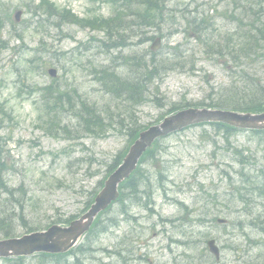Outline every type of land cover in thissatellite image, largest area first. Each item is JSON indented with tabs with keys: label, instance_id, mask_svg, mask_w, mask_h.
I'll return each instance as SVG.
<instances>
[{
	"label": "rangeland",
	"instance_id": "374dc122",
	"mask_svg": "<svg viewBox=\"0 0 264 264\" xmlns=\"http://www.w3.org/2000/svg\"><path fill=\"white\" fill-rule=\"evenodd\" d=\"M39 1L0 0V14L5 22V38L8 39L10 30L13 34L18 32V38L13 34L9 38L10 48L0 52V138L4 141V157L9 165L4 178L14 191L19 188L24 191V193L16 191L15 194L20 195L19 201L23 205L25 224L43 229L45 225L58 218L65 219L68 216L82 214L88 198L99 191V181L104 178L109 162L128 145L125 134L127 129L117 124L120 118L130 121L134 117L139 126L153 124L159 122L162 115L168 114L173 104L208 101L209 97L217 95L214 90L228 82L232 75L229 71L231 67L223 68V62L228 61L227 65L231 66L236 58H232L231 62L229 58L224 57V60L218 62L216 56L206 57L203 48L209 53L212 50L204 43L198 44L193 38L191 33L194 32V23L201 18L206 20V23L200 24L202 30L199 34L203 33L202 37L206 43L210 41L208 46L215 48L218 43L223 45L231 43L236 39V34L241 32L242 28L248 27L249 23L244 26L237 23L239 20L230 17L238 16L240 10L236 7L239 4L243 5L246 0H158L163 14L156 15V22L160 28L149 26L146 29L149 33L161 32L164 36L161 49L155 55L162 57L164 53L169 54L168 51L171 52L169 46L177 42L181 44L179 49L188 51L185 52L184 60L177 61L181 66L162 72V78L152 81L150 89L146 90L148 97L146 102L141 105L131 103L128 107L121 103L120 95L115 96L101 88L99 82L94 79L92 65L105 67L109 64L116 67L122 61L117 58L119 55H133L142 52L143 49L147 50L146 47L149 48L151 42L137 44L135 41L138 37L134 35L129 40H132L131 43L134 45H128L126 48L116 47L115 50L110 48V51L106 52L99 41L104 40L105 30L91 29L75 22L65 23L56 28L53 23L57 18L46 16L42 9H39L41 13H35L32 17L30 9L37 8ZM48 1L54 6H59L60 11L61 8L69 9L78 19L96 13L100 16H110L113 13L112 4L107 0ZM119 4L122 6L123 1L120 0ZM18 9L22 11L21 20L14 22L11 17L13 11ZM133 20L126 17L119 23L126 26ZM229 33H232L230 40L227 38ZM166 44L167 49L163 47ZM257 55L253 61L252 72L253 75L264 77V57ZM239 62L237 59L235 63ZM48 67L56 69L55 77L47 74ZM116 69L115 73L120 76L128 72L126 66H117ZM233 71L232 76L236 75V71L239 73L238 70ZM52 82L61 89L69 91L74 89L83 100L87 99L89 103L92 102L102 110L100 118L103 121L116 123L115 127L108 126L106 134L83 133L77 124L78 108L74 106L76 110H73V114L70 112L63 114L67 129H58L53 125L48 132L46 129L48 117L43 113V108L51 103L41 96L40 90L31 89H38ZM162 143L163 151L159 150L161 152L157 155L158 162L154 164L149 159L142 164L153 185L155 209L144 210L134 206L130 210L133 218L122 221L117 215V207L120 204L114 203L103 217L114 216L119 220V224L101 235L95 246H103L110 251L115 247L128 249L122 252L127 256L130 254L129 251L136 247L140 248V252H147L150 245L152 250H148L147 256L150 261H142L139 264H185L187 259L185 252H182L186 248H191L192 244L184 248L168 240L170 235L175 239H183L178 234L181 228H185L189 240L193 243L195 240L196 245L198 244L191 251L194 262L196 255H203L204 245L202 246L197 236L202 226L192 215H188L191 218L189 227L183 226L180 220V225L174 228L164 222V218L183 216L179 203L189 208L194 207L195 215L200 213L202 217H208L209 213L216 210L214 205L207 203L210 201H207V193L213 195L215 191L219 197H227L221 193L228 188V180L235 178V169L244 168L246 172L252 170V161H257L259 165L261 155H264V143L257 144L251 141L246 132H237L226 141L221 132H216L210 126L180 130L165 137ZM234 146L239 147L243 155L234 154ZM246 148H249V151L245 150ZM246 155L254 156L251 162L244 163L243 157ZM158 172L163 173V176L160 177ZM158 181H162L163 188H166L170 193L168 195H173L174 198L170 199L159 193L162 185ZM4 196L6 195L1 198ZM257 202L249 203L248 208H242L238 204L240 210L237 213L248 217L254 213L259 214L256 211L259 206ZM216 205L220 211V213L217 211L218 216L230 220L236 218L237 213L232 211L234 205L230 202L227 203L229 207L219 201ZM263 205L260 204V211H263ZM15 210L21 211L19 207H15ZM260 214L264 218V212ZM185 222L188 223V220ZM15 225L19 227L20 233L26 230L18 219ZM208 226L212 228L213 234L222 235L219 241L216 239L221 257L215 264H243L251 258L264 264V248L256 243L257 236L252 229L244 227L242 231L234 226L232 228V225L212 227L211 222H208ZM83 241L84 237L80 238L76 247ZM168 242L171 243L170 249L165 248ZM154 244L158 245L159 250ZM231 246H236L237 249ZM136 252L134 251V254ZM76 253L82 264H122L116 261L118 260L116 255H108L104 250ZM130 257H133L132 253ZM27 259L28 264L39 262L36 258ZM62 260L64 261L62 264H72L74 257L69 256ZM0 264L9 263L0 258ZM129 264L135 262L130 260Z\"/></svg>",
	"mask_w": 264,
	"mask_h": 264
},
{
	"label": "trees",
	"instance_id": "16d2710c",
	"mask_svg": "<svg viewBox=\"0 0 264 264\" xmlns=\"http://www.w3.org/2000/svg\"><path fill=\"white\" fill-rule=\"evenodd\" d=\"M112 1L120 2V0ZM122 1L123 4L128 5V3H131L132 5L125 7L124 12L123 9L119 10V5L115 6V12L113 15L114 17L110 18L111 21H103L104 25L101 22L96 24L94 20L92 23L89 22V24H94L93 26L106 27V32L108 33L110 38L113 40L114 38H116L113 43V47H115L116 44H118L119 46H127V44H129L128 41L130 37H133L134 35L136 37H139L137 43L146 42V40L154 38L153 35H148L144 30L149 26H153L154 28L160 27L158 26V23H155V21L157 19V14L163 15L161 10V3L158 0ZM42 5H45L48 14L53 13L52 4L49 1L43 0ZM236 8L240 10L238 16L230 15V17L235 20H239L237 21V23H241L244 26L248 23L249 24L248 27H245L246 29L242 28L241 32L236 34V39L232 40L231 43L229 42L228 44L226 43L224 45L218 43L216 48L215 46H208V44H210V41L206 43V41L202 37L203 33L199 34V32L202 30L200 24L206 23V20L204 18H201L199 21H196L194 23L195 28L193 35L198 43H204L207 48L212 50V52L209 53L208 50L206 51V49L203 48L206 55L207 53H209L208 57L212 58L213 56H216L218 57V62L224 60V57L229 58L231 62L232 58H236V60L232 62L231 66L227 65L228 61L223 62V68L231 67L230 69H228L232 75L234 74L233 70H238L239 75L237 74V71L235 76L231 75L226 84H221L216 90H214V93H216L217 95H215L213 98L209 97L208 101H198L197 103L187 102L182 104L175 103L170 109L171 112H174L180 108H186L187 106L198 105L208 108H224L243 113L246 111H264V77L257 76L256 74L253 75L252 72L253 61L256 57H258L257 54H260L261 57H264V20L262 21V16L264 14V0H246L243 5L239 4ZM35 12L36 10L32 12V15ZM124 17H129L134 20L132 23H128L127 25L125 24L126 26H124L119 23V21L125 19ZM245 19H247L248 22L245 21ZM1 25L2 20L0 19V49L8 46L7 41L3 39ZM231 34L232 33H229V35L227 36L229 40L232 39ZM179 46H181L180 43L173 45L169 48L171 52L168 51L169 54L164 53L162 57L156 56L155 54H157V52H151L146 49H144L142 52L134 53L133 55L130 54L127 56H123L121 59L123 61L122 66L131 68L132 71L135 72V75H137L135 77L139 79H130L128 81L123 79L118 73H115V71L106 69L101 71L102 74L99 75L98 79L105 85V90H107V92L109 91L115 96L126 93L127 101H132L134 105L146 102L148 100L146 90L148 91L150 89V86L153 83L152 81L154 79L162 77L163 73H165L167 70L174 68L175 66H181V64H177V61L184 60L183 57L185 56V52L188 51V49H179ZM242 55L244 56L243 59ZM237 59H239L240 61L239 64L235 63ZM100 78L104 79L101 80ZM138 82L140 83V85ZM222 85L224 86L222 87ZM130 90L136 91L138 97L133 98L131 95H128V92ZM42 95L45 100L50 102V105H52L51 107L50 105L45 106V108L50 107L46 111L48 113L52 111L51 116L56 119L52 120V117H50L49 121H51V124H53L54 122L55 126L62 128L63 125L60 126V120H57L58 117H60L61 112L63 111L62 107L64 106V104H68L69 106L74 104V106L77 107V105H80L79 108H82L81 110L78 108V115L80 120L79 126L83 130L88 131V133L90 134H96L97 132L99 133L105 131L104 126L106 125V123L103 121V119L100 118L101 109L99 110V108L95 104H92L91 102L89 103L86 100L82 101L80 99L78 101H75V98L72 97L70 99L68 94H65L66 97H68V101L63 100L61 98V92L59 91V89H55L54 87H52V85L43 87ZM124 120L125 118H120L117 124L128 129L130 140L134 139V137L137 136L138 132L141 131L142 128L146 127L142 126L141 128H138L137 125H134L136 124V120H132L131 124L124 123ZM199 125L210 126L218 131L223 132L224 136L227 137V140L229 136L233 135L234 132L238 130L234 127L232 128L228 125H225L224 123L221 124L215 122L199 123L198 125L193 126ZM248 133L250 135L251 141H254L257 144L264 143V130H249ZM159 142L160 140L155 141L154 144L146 150V152L143 154V157L140 159L141 163L148 157V159L153 160L152 162L154 163L155 161H158L156 158L158 152L154 151V148L159 144ZM245 150L249 151V148H246ZM123 154L124 152H120L112 158L105 176L117 165V163L121 160ZM252 157L254 156L246 155V157H243L245 158L244 163L251 162ZM261 158L262 159L259 165H257V161H252L253 168L252 170H247V173L245 172L244 168L236 170L235 178L229 181L230 183L228 193L229 195L235 194V197L229 199L231 202H233V205L239 204L242 206V208H248L250 207L249 203H253L255 201H258L257 204L259 206L260 204H264V155H261ZM6 169V161L2 157V146H0V239L19 237L23 232L28 233L32 232V230L38 229V227H34L33 225L28 226L25 224L23 205L19 201L20 195L18 196L15 194L16 191H22L23 193L24 191L21 188L14 191L8 185V181L4 178V172ZM243 175H246L247 179L244 180ZM144 176L147 177L149 175L145 171L143 172V170L138 168L131 174L129 178L125 179L122 182V184L120 185L122 191L120 192V195L118 197V201L120 203H122L123 200L132 201L133 199L138 198L136 197L134 192L139 189V184L144 183L140 181V179H142V177ZM102 181L103 180L99 181V184H101ZM4 194L6 196H4V198H1ZM94 194L95 192L92 194V196ZM92 196L89 198L85 208H87L89 203L92 202ZM259 206L256 211L260 214V212H264V205L263 211H260L261 207ZM15 207L20 208V215L19 212L15 210ZM259 214L254 213L253 215H249V217H240L236 225L237 228L242 229L244 226H249V224H252L251 228L257 230L256 234L258 237V241L260 242L262 240L264 243V218L261 216V214ZM17 215H19V220L22 225L26 227V230L21 233L18 231L19 227L15 225ZM70 219L71 217H67L66 219H62L60 221L66 223ZM95 222L96 223H94V225L89 229L88 239L90 238V236L92 238V235H96L97 232H101V230H104L105 228V226H103L98 229L100 221L98 220ZM94 237L95 236H93V238ZM262 247L264 248V245ZM71 253H73V251H71ZM34 256L40 258L41 261L50 257H54L56 259H48V261L56 260L57 263V257H59L60 255L53 256L47 253H39ZM8 261L12 264H25V259L23 257L11 258L8 259Z\"/></svg>",
	"mask_w": 264,
	"mask_h": 264
},
{
	"label": "water",
	"instance_id": "95a60500",
	"mask_svg": "<svg viewBox=\"0 0 264 264\" xmlns=\"http://www.w3.org/2000/svg\"><path fill=\"white\" fill-rule=\"evenodd\" d=\"M20 13V11L15 12V20H19ZM49 72L54 74L53 69H49ZM203 120L224 121L230 125L243 128H264V113L256 115L245 113L242 115L222 110L187 108V110H181L174 115L167 116L163 122L142 131L135 143L131 145L129 153L123 158L121 166L112 172L110 177L105 181V185L95 197V202L90 206L88 212L81 215L77 220L71 221L69 226L66 227L55 225L42 233L33 232L29 235H23L20 239L0 240V256L28 254L35 250L43 252L66 251L76 242L78 236L89 228L92 219L100 209H103L112 199H115L118 194L117 183L129 176L128 174L136 166L138 157L153 142L154 137L165 135L168 131L176 130L188 125V123ZM209 247L211 251L218 254L212 241L209 242Z\"/></svg>",
	"mask_w": 264,
	"mask_h": 264
},
{
	"label": "bare ground",
	"instance_id": "6f19581e",
	"mask_svg": "<svg viewBox=\"0 0 264 264\" xmlns=\"http://www.w3.org/2000/svg\"><path fill=\"white\" fill-rule=\"evenodd\" d=\"M246 21V20H245ZM248 22V21H247ZM127 73L124 75V76H121L123 79H125V80H130V79H139V78H136L135 76H137V75H135V72L134 71H132V69L131 68H127ZM139 83V82H138ZM139 85H140V83H139ZM137 90V89H136ZM128 95H131L133 98H137L138 97V95H137V92L136 91H132V90H130L129 92H128ZM120 97H122V99L120 100L121 101V103H125L126 104V106H128V107H130V104L132 103V101H127V95H126V93H122L121 95H120ZM80 107V105H77V108H79ZM80 110L82 109V108H79ZM101 112H102V110H101ZM133 120H135V118L133 119ZM105 128H107V125H105L104 126ZM83 131V133H88V131H86V130H82ZM103 133L104 134H106V132L105 131H103ZM88 134H90V133H88ZM163 141H160L159 142V144L154 148V151H157L158 153H157V155L159 154V152H161V151H163V143H162ZM159 150H161V151H159ZM156 155V156H157ZM149 158V157H148ZM243 179L245 180V179H247V176L246 175H243ZM140 181H142V182H144V181H150V178H149V176H147V177H142V179H140ZM167 189L166 188H162L161 189V191L159 192V193H163L164 194V196H167L168 198H170V199H172V198H174V196L173 195H168V194H170L169 193V191H168V193H167ZM134 194L136 195V197H138L139 199H141L142 201H147V203H148V208H150L151 210L152 209H155L154 207H153V205H154V201L152 200V197H151V195H153L154 194V191H153V189H152V192H150L149 190H141V191H139V190H136L135 192H134ZM172 194V193H171ZM21 212V211H20ZM19 212V215L21 214ZM218 213H220V211L218 212ZM19 215H17V219L19 220ZM239 216L241 217V218H243V217H245V215H241L240 213H239ZM108 219V217H105V220H107ZM165 219H167V218H165ZM20 221V220H19ZM251 225L252 224H249V226H245V228H247V229H250V227H251ZM209 228V226H208V224H203L202 225V229L201 228H199L200 229V232H199V234L202 236V239H201V242L200 243H202V246L204 245V243L205 242H207V241H209V240H211V239H217L218 241L220 240V238H221V236L222 235H219V234H217V233H215V234H213V232H212V229H208ZM256 240V239H255ZM254 240V241H255ZM198 245V244H197ZM197 245H195V246H193V247H191V248H186L185 250H183V252H185V255H186V262H185V264L187 263V264H189L190 262H193V258H192V250L194 249V248H196L197 247ZM185 247H189V245L188 244H185L184 243V248ZM235 248H236V246H235ZM237 249V248H236ZM121 256H124L123 255V253L121 252V253H119V256L117 257L118 258V261L119 260H121L120 258H121ZM117 260V259H116ZM194 260H195V262L196 263H201V264H204V263H202L203 262V256L201 255V256H195V258H194ZM192 264H194V263H192ZM243 264H262L261 263V261H258V260H255V259H253V258H251V259H249V261H246L245 263H243Z\"/></svg>",
	"mask_w": 264,
	"mask_h": 264
}]
</instances>
